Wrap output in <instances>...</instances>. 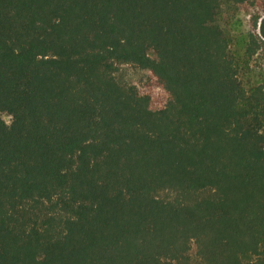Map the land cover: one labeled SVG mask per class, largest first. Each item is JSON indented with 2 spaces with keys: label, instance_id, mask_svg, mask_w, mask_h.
Returning <instances> with one entry per match:
<instances>
[{
  "label": "trees",
  "instance_id": "obj_1",
  "mask_svg": "<svg viewBox=\"0 0 264 264\" xmlns=\"http://www.w3.org/2000/svg\"><path fill=\"white\" fill-rule=\"evenodd\" d=\"M262 11L0 0V264H264L259 45L239 53L232 31ZM122 63L167 101L120 82Z\"/></svg>",
  "mask_w": 264,
  "mask_h": 264
},
{
  "label": "rangeland",
  "instance_id": "obj_2",
  "mask_svg": "<svg viewBox=\"0 0 264 264\" xmlns=\"http://www.w3.org/2000/svg\"><path fill=\"white\" fill-rule=\"evenodd\" d=\"M264 11L260 18L258 25L254 26L252 17L240 15L235 25L232 27L233 34L236 38L235 49L242 53L245 51L246 44L251 33L255 34L259 49L251 58V67L247 79L256 80L264 83ZM118 80L125 84L135 85L142 92L149 93L153 98V105L159 107L163 105L168 99V92L165 88L159 85L156 77L150 69L142 68L133 63L120 64L119 70L116 72ZM9 121L11 117L5 115ZM175 192L162 191L160 196L166 199L175 197Z\"/></svg>",
  "mask_w": 264,
  "mask_h": 264
}]
</instances>
